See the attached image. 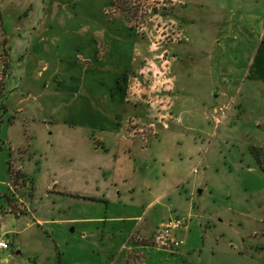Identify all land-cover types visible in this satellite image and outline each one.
Wrapping results in <instances>:
<instances>
[{
    "label": "crops",
    "instance_id": "1",
    "mask_svg": "<svg viewBox=\"0 0 264 264\" xmlns=\"http://www.w3.org/2000/svg\"><path fill=\"white\" fill-rule=\"evenodd\" d=\"M108 1L31 0L24 27L14 26L13 22L17 25L21 21L18 16L10 21L7 48L12 74L5 105L9 112L15 108L22 112L6 128L5 116L1 117L0 144L5 148L3 142L7 139L18 148L26 146V154L21 155L18 165L30 183L16 193L26 211L0 212L3 223L9 220L4 214H13L19 224L15 226L13 222L10 229L0 224V236L9 240L11 249L2 251L3 264L35 263L37 252L25 246L27 241H50L52 248L59 249L71 241H93L98 245L100 241L107 244L118 240L121 243L117 258L111 261L107 257L105 264H127L128 256L134 252L144 254V264H181L185 255L193 260L191 252L198 249L199 243L204 246L211 239L217 240L221 233L224 235L221 225H239L248 220L249 215L236 207L220 211V215H207L206 199L213 202L217 196L232 198L239 193L246 199L242 189L248 190L247 186L234 191L228 183L235 179L229 175L240 173V165L231 153L233 147L223 148L220 143L218 149L206 148V160L197 172L193 170L214 130L208 117L216 108L214 105L234 103L222 127L234 116L239 123L241 118L251 116L256 134L264 127V16L238 15L233 22L237 32L199 31L191 33L187 43L177 45L179 51L183 50L184 60L175 65L174 71L179 70L178 76L187 82L176 90V109L172 113L175 118L168 122L161 119V124L158 119L149 123L148 127L157 134L145 141L138 133L130 138L123 119L129 117L131 107L123 92L125 88L120 87L136 67L137 47L143 51V45H139L121 17L112 19L104 14ZM226 20L231 21L223 22ZM98 49L105 54L102 60L96 56ZM16 60L18 66L14 65ZM201 105L205 111H201ZM138 115L146 121L150 116L143 109ZM24 119L32 121L26 132L14 127ZM243 131L250 134L248 129ZM197 135L207 140L198 142ZM58 138L71 144L69 158L57 156V148L61 149L55 140ZM246 145L249 150L264 149ZM218 150L221 154L217 155ZM77 152L76 162L67 161L74 160ZM119 152L128 157V175L122 172L124 161L118 158ZM250 153L244 162L249 165L254 157ZM93 155L97 159H91ZM84 157L93 161L88 167ZM66 161L73 166H65ZM248 169L253 171L251 166ZM101 181L107 182L105 188ZM108 183L116 189H109ZM124 184L123 191L117 189ZM260 192L259 189L255 193ZM163 197L169 199L168 204H159ZM144 205L146 214L154 213V208L157 213H166L159 219L148 217L144 223L138 222V210ZM173 211H178L177 215L186 222L176 230L183 245L168 258L158 248L155 236ZM261 239L237 243L241 249L251 251L252 258L257 255L264 259V235ZM220 241L224 246L226 241ZM227 250L224 252L230 259L235 256L237 264L244 262L243 256ZM93 252L99 255L102 251L95 246ZM84 263L101 264L94 258Z\"/></svg>",
    "mask_w": 264,
    "mask_h": 264
},
{
    "label": "rangeland",
    "instance_id": "2",
    "mask_svg": "<svg viewBox=\"0 0 264 264\" xmlns=\"http://www.w3.org/2000/svg\"><path fill=\"white\" fill-rule=\"evenodd\" d=\"M30 3L31 0H0V104L3 105V108L0 107V119L5 116V118H3L5 121V128L7 127L6 125L13 123L18 113L22 112V109L16 111L15 107L14 110H10L11 112H9L7 104L5 105L7 93L10 92V79L12 74V66H10L12 58L7 48L8 37L11 34L9 33V26L11 19L18 16L21 18V21H19L17 25L13 22L14 26H18L19 28L24 27L25 22L23 19H25L32 8ZM104 14L112 19L121 17L124 23L128 25V29L138 38L141 43H139V45H143V51H141V47H137L136 67H134L132 72L128 73V76L123 79L124 86L120 87L121 89L125 88L123 92L125 93L128 105L131 107L129 117L123 119L129 131L130 138L136 137L138 133L147 141L157 134L153 129L148 127L149 123L156 122L153 120L158 119V123L161 124L162 122H159L161 119L163 122H168L170 119L175 118L172 114L176 109L174 97L177 95L175 93L180 85H184L187 82L185 77L182 78L178 76L179 70L176 71L177 75L174 71L175 65H178L184 60L181 59L183 50L179 51L177 45L187 43L190 40V34L199 31H212L214 33L217 30L228 31L229 29H235L237 32L238 29L233 27V22L237 19L238 15L255 14L264 16V0H109L104 7ZM223 19H230L231 21L227 23V20L223 22ZM241 23L242 21H239L240 25ZM14 26L13 28L17 29ZM218 26H220V29H218ZM204 40L205 38L202 39V41ZM102 49H98L96 55L98 60H102L105 57ZM79 57H81V55H79ZM14 65L18 66L19 61L16 60ZM232 105H234L233 102L214 105L216 108L211 111L212 114L211 112L209 113L211 115L208 114L214 130L210 141H207V144L203 145V150L199 157L200 161L193 172H197L199 166L201 167L203 164L202 161L206 160L204 158L207 149L211 148L210 146H213L212 149L214 150L219 148L218 145L220 143L223 148L233 147L231 153L234 154L233 158L235 157V163L240 165L237 170L240 173L239 175L236 173H233L231 176L229 175L230 179H233V177L235 179L233 181H228V183L232 185L234 191L239 190L240 187L244 188V186H247L248 190L242 189L246 199H243L242 193L232 198L217 196L218 199L213 202L212 199H206L205 203L209 206L207 215H220V211L224 212V210L228 211V209L236 207L242 210L245 216L249 215V217H247V222L243 224L237 225L234 223L228 226L221 225L224 235L221 233L220 236L217 237V240L211 239L210 242L205 243L204 246L201 245L202 243H199L198 249L191 252L194 254L192 256L193 260L190 259V256L185 255L180 262L181 264H237L236 261L238 260L235 256L232 258L233 261L224 252V250L227 249V251H235L236 254L244 257V262L240 260L241 264H264V259H258L257 255L252 258V252L248 249H241L239 243H237V241H242L243 239V241H263L261 236L264 235V169L261 168L260 164L253 156L251 165L244 162L250 158L251 150H258L254 147H250L249 150V146L246 145L247 143L264 147V127H261V130L256 128L260 130V133H254L252 125L254 119L251 116L241 118L240 123L236 120L235 116L230 117L228 125L222 127L221 125L228 116V112L232 108ZM18 109L19 107H17V110ZM142 109L150 115L148 121H146V119H141L138 115V112ZM201 109V111H205L204 106H202ZM8 112L10 114H8ZM206 112L208 113V110H206ZM161 114L162 116H160ZM231 115H233V113H231ZM261 121H263V119H261ZM30 123H32V121L27 119H24V121L20 120V122L17 123L18 125H14V127H22L26 132L25 128L27 124ZM246 129L250 130V134L247 133L248 131H243ZM55 140L61 148H57V150H59L57 156L63 159L69 158L70 155L68 151L71 144L64 138ZM202 140L206 141L207 139L202 138L201 135H197V141L202 143ZM3 143H5L6 146L2 148L0 144V212L6 211L17 214L20 211L23 212L27 210L23 201L20 200V196L18 197L16 195L17 191H21L20 188L22 185L26 186V184L30 183L28 175L25 174L18 165L21 155L24 153L26 154L27 149L25 148L26 146H20L18 148L7 139H5ZM96 146H98L97 143ZM204 148L207 149L205 150ZM227 151L228 148L226 149V152ZM242 152H244V156H240ZM259 153L264 163V149H260ZM216 154L218 155L221 153H219L218 150ZM74 155V160L68 159L67 161L76 162L78 152ZM118 155V158H123L122 160L124 161V170L122 172L128 175V157L123 152H119ZM208 156L209 155H207V157ZM239 157L244 161L241 162ZM85 159L88 160L87 157H84V161ZM91 159H97V157L93 155ZM113 159L114 157L111 156V160ZM111 160L110 163L113 162ZM89 161L92 160L85 161L86 167H88ZM107 162L105 163L106 166H108ZM61 166L64 168L65 166L73 165L67 162V165ZM249 166L253 168V171H249ZM92 169L93 167L90 171H92ZM99 175L104 176L105 174ZM106 176H108L107 173ZM89 178L87 174V179ZM106 184L107 182L101 181L102 188H105ZM121 185H123V182ZM108 187L111 190L116 189V187L109 183ZM117 189L123 191L125 189V184L123 187L118 185ZM259 189L262 192L256 194L255 192ZM236 194L237 192L235 195ZM194 195L195 193L192 192L190 197L193 204ZM24 198L31 203L27 196ZM150 200H152V198H150L148 202ZM168 201L169 199L163 197L160 198L158 202L164 205L168 204ZM32 206L34 205L32 204ZM145 206L146 205L142 206L138 210V214L140 215L138 222L141 221V223H144L148 217L159 219L166 213V211L161 212V210L157 213L155 211L157 208H154L156 205H154V209L151 210L154 211V213L150 212L146 214L147 209H145ZM90 211L92 212L93 210L91 209ZM177 212L178 211H173V215L162 223L174 216H179ZM4 216L9 220L6 223L0 220V224H5L7 229L12 227L13 222L15 226L19 225L16 223L13 214H4ZM210 217L213 219L212 216ZM220 239L226 241L224 246L221 244ZM50 243V241H27L25 246L28 247L29 250L37 252L35 257L36 262L32 264H61L60 262H64V264H89L84 262H89L92 258H94L96 263L100 262L101 264H105L108 258L111 259V261L117 258V248L121 241H112L107 244L104 241H100L98 245L93 241H71L68 246L63 245L59 249L52 248ZM95 246L100 248V251H102L101 254L96 255L93 252V247ZM159 246L158 248L164 251L166 257L175 255L179 250L178 248L170 251ZM58 251H60L61 254L58 255ZM199 253H201V258L199 257ZM231 254L232 252H230V255ZM98 257L100 258L99 261H97ZM144 263V254L134 252L128 256L127 264ZM0 264H3V262H0Z\"/></svg>",
    "mask_w": 264,
    "mask_h": 264
},
{
    "label": "built area",
    "instance_id": "3",
    "mask_svg": "<svg viewBox=\"0 0 264 264\" xmlns=\"http://www.w3.org/2000/svg\"><path fill=\"white\" fill-rule=\"evenodd\" d=\"M185 222L184 217L174 216L160 224L155 236L158 246L160 245L170 251L180 248L183 245V239L176 234V230L182 227ZM2 251H11L10 242L4 236H0V262L4 260V257L1 255Z\"/></svg>",
    "mask_w": 264,
    "mask_h": 264
},
{
    "label": "trees",
    "instance_id": "4",
    "mask_svg": "<svg viewBox=\"0 0 264 264\" xmlns=\"http://www.w3.org/2000/svg\"><path fill=\"white\" fill-rule=\"evenodd\" d=\"M252 154L254 155V158L256 159V161L260 164L261 168L264 169V163L262 162V159L260 157V153L259 150H251Z\"/></svg>",
    "mask_w": 264,
    "mask_h": 264
}]
</instances>
